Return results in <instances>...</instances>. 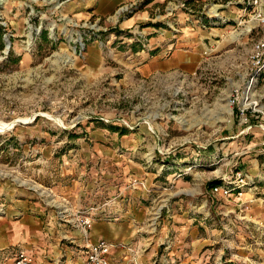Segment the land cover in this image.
I'll list each match as a JSON object with an SVG mask.
<instances>
[{"label":"rangeland","instance_id":"374dc122","mask_svg":"<svg viewBox=\"0 0 264 264\" xmlns=\"http://www.w3.org/2000/svg\"><path fill=\"white\" fill-rule=\"evenodd\" d=\"M261 12L264 0H0V124L27 121L0 130V264L18 248L73 259L93 230L111 259L129 252L117 264L130 248L133 264H264ZM163 38L192 57L143 67L133 48Z\"/></svg>","mask_w":264,"mask_h":264},{"label":"crops","instance_id":"0c3cea01","mask_svg":"<svg viewBox=\"0 0 264 264\" xmlns=\"http://www.w3.org/2000/svg\"><path fill=\"white\" fill-rule=\"evenodd\" d=\"M127 20H129V21H125V25L126 26L130 25V18H128ZM163 40L164 41L159 39L157 41L156 45H154L153 47H151L150 45L149 46L146 45V48L144 47V48H140L138 50L135 49V50H133L132 54L133 55H137V56L139 55L142 58V61L140 62V64L143 62V64H142L143 67L151 66L152 68H156V69H158L160 71L169 70L170 68L174 67L175 65L179 66L181 64L180 63L181 59L185 60V57H187L186 60H188L189 56L192 57V55L189 52H184V51H182V52H175L174 51L173 53H168L167 49L170 46H173L175 44L173 42L170 43L169 40H166L165 38H163ZM154 71H155V69H154ZM124 134H126V133H124ZM128 217H130V218H128L127 221H130V224H128L127 226H128V228L130 227V231L129 230H125V232H128V236L124 235L123 232L121 233L122 224L117 226L118 230H120V231L116 235V237H118V238L120 237L121 238L120 242H123V239L125 238V236L126 237H130V240H132V239L136 238V236L138 235V232H140L139 225H136V223H139L140 220H138L136 218V216L134 214H132V213H130V216H128ZM151 220L152 219L149 218V217H144L142 221H151ZM93 225H94V222H93ZM89 237H90V240L86 241V243L83 242L84 241L83 239H79V247L81 248V249H79L80 254H77L76 257L71 259L72 255L65 251V259L62 262H60L59 264H84V261H85V255L84 254L87 251V249L85 247L88 244H90V243L97 242L98 239L99 240L103 239L100 235H98V232H96L95 230H93L89 234ZM104 238H105L104 240L107 239L106 241H108V237L107 236H105ZM130 246H131V244H130ZM5 247L6 246L0 247V249L3 250ZM122 248H124V247H122ZM19 250H23V249L22 248H18L16 253ZM24 251H26V250H24ZM83 252H84V254H83ZM123 253L124 254H128L129 252H127V250H125V249H117V252L114 255L112 260L118 262L117 259L119 260V258L121 257L120 255L123 254ZM28 254H30V253H28ZM30 255L32 257V264H57L56 260H57V258H59L58 254L55 253L54 254L55 262L54 263L53 262L49 263V262H47L44 259V255L42 254V250L41 249L36 250L34 256L32 254H30ZM129 255L130 256L126 255L124 258L130 259V263L126 259L120 261L119 263H122V264H133L131 262L133 254L130 252Z\"/></svg>","mask_w":264,"mask_h":264},{"label":"built area","instance_id":"2783aa9c","mask_svg":"<svg viewBox=\"0 0 264 264\" xmlns=\"http://www.w3.org/2000/svg\"><path fill=\"white\" fill-rule=\"evenodd\" d=\"M258 16L264 17V12L259 13ZM263 52L264 38H261L254 42L252 48V56L258 57L262 55ZM213 189L215 191L218 190L217 187H214ZM119 245L123 246L122 244ZM112 247L113 245L104 239H100L94 244L89 245L85 253L84 264H117L109 257ZM132 250L133 249L130 248V252H132ZM13 264H32V257L26 251L19 250L15 255Z\"/></svg>","mask_w":264,"mask_h":264},{"label":"trees","instance_id":"16d2710c","mask_svg":"<svg viewBox=\"0 0 264 264\" xmlns=\"http://www.w3.org/2000/svg\"><path fill=\"white\" fill-rule=\"evenodd\" d=\"M134 47V46H133ZM2 49V42H1V40H0V50ZM134 50H135V47L133 48ZM11 55H12V52L11 51H9V53H8V59H10L11 58ZM20 60V58L19 57H17V58H15V59H13V62H18ZM237 112H238V110H236ZM121 133H125L126 132V129L125 128H123V129H121V131H120ZM221 183V181L220 180H213V181H210V182H208L207 183V186H208V188H212V187H215V186H217L218 184H220Z\"/></svg>","mask_w":264,"mask_h":264},{"label":"water","instance_id":"95a60500","mask_svg":"<svg viewBox=\"0 0 264 264\" xmlns=\"http://www.w3.org/2000/svg\"><path fill=\"white\" fill-rule=\"evenodd\" d=\"M6 51L9 49V44H7L6 45ZM27 121L26 120H23V119H16V120H13V121H11L10 123H8L7 125H5V124H0V130H1V128L3 127H11V126H13V125H15L16 123H26Z\"/></svg>","mask_w":264,"mask_h":264}]
</instances>
